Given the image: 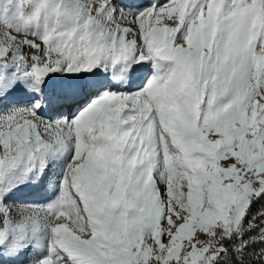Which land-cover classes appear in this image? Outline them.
<instances>
[{"label":"snow or ice","instance_id":"6c2138e0","mask_svg":"<svg viewBox=\"0 0 264 264\" xmlns=\"http://www.w3.org/2000/svg\"><path fill=\"white\" fill-rule=\"evenodd\" d=\"M68 151L54 201L6 202ZM42 239L27 264H264V0H0V256Z\"/></svg>","mask_w":264,"mask_h":264},{"label":"rangeland","instance_id":"374dc122","mask_svg":"<svg viewBox=\"0 0 264 264\" xmlns=\"http://www.w3.org/2000/svg\"><path fill=\"white\" fill-rule=\"evenodd\" d=\"M119 6L121 8H123V6H121L120 4H119ZM94 71H95V73L101 72L99 68L94 69ZM101 73L104 74L105 78H109V74L107 72H101ZM145 75L147 76V73ZM145 75L143 77H146ZM104 77L102 80L106 82L107 79H105ZM143 77H142L141 81L143 80ZM26 99H28L29 102H26V101L22 102L20 99H8L7 98L3 103L5 106H8L11 104H27V103L31 102L30 97L26 98ZM82 106L83 105H81V107ZM67 110L65 109L66 114H64V115H68L70 117V113L67 114ZM61 113L62 112H55V113L49 112L48 115H49V118H54L55 115H61ZM69 154L71 157V151H69ZM70 157L67 156V158H65V160H63V158H59L57 160L49 161L42 171L45 174V178H44L43 182L41 183L42 186L40 188H38L34 191H30V193L26 192L27 194L25 193V195L27 198L23 199V197H21L20 195H16L19 192V190H17L16 188L14 189V187H13L11 189V191L7 193L6 202H14V203H19V204H45V203H48L50 201H53V200H50L48 198L50 196L49 194H51L49 191V187L54 182H56L58 184L60 183V179L62 176V171H63L64 165L67 163V161L70 159ZM33 179H35V178H33ZM29 180L31 182V179H29ZM55 197H56V195H55ZM46 243H47V240L42 239V240L38 241V243L36 244L35 247L30 246L29 248L24 249L22 252H20L19 253V254H21L20 256H19V254H17L15 257L13 256L10 259L2 257L0 259V264H27L28 260L30 258H32L33 256L39 257V256L44 255Z\"/></svg>","mask_w":264,"mask_h":264},{"label":"bare ground","instance_id":"6f19581e","mask_svg":"<svg viewBox=\"0 0 264 264\" xmlns=\"http://www.w3.org/2000/svg\"><path fill=\"white\" fill-rule=\"evenodd\" d=\"M116 3L120 4L121 6H123L124 9H142L144 7H146L149 3H150V0H115ZM147 73V76L145 75ZM146 73L144 74L146 77H143L144 75L141 76L140 79H137L135 81V84L131 86V90H135V87L137 85H139L140 87L143 86V84L141 83V79L143 77V80H145L148 76H150L152 74V66L151 64H148L147 65V68H146ZM97 76L100 78V79H103L104 77V74L101 73V72H97L96 73ZM105 78V77H104ZM107 79L106 83L109 84L111 86L112 89H115V90H120V91H126V90H129V85H128V82H127V78L124 79L123 81V85L121 83L120 80L118 79H111L110 77L109 78H105ZM102 90V89H101ZM26 98H29L28 96H25L23 95L22 93H16V94H13V95H10L8 97V99H20L22 102L26 101V102H29L28 99ZM78 109V110H77ZM67 110V109H66ZM80 110V108L76 107V108H73L71 110H67V114L70 113V117L68 115H65V116H68L69 118H71L72 116H74L78 111ZM62 115L66 114L65 111L61 113ZM67 156L70 157V154H69V151L66 152L63 156H61L60 158H63V160H65V158H67ZM60 161V160H59ZM42 173V172H41ZM40 173V174H41ZM39 182V177L38 178H35V179H31V182L30 180H27L26 182L24 183H20L17 185V187H14V189L16 188L17 190H19V192L16 194V195H20L21 197H23V199L27 198L25 193L26 192H29L32 191V189L38 184ZM16 191V190H15ZM49 191L51 194H49L50 196L48 197L50 200H55L59 194V184L54 182L52 185H50L49 187ZM27 194V193H26ZM56 195V197H55ZM48 199V200H49ZM21 254H19L20 256ZM18 256V257H19ZM15 257V256H14ZM17 257V258H18ZM2 258V256H0V259ZM9 259L12 258V257H8Z\"/></svg>","mask_w":264,"mask_h":264},{"label":"trees","instance_id":"16d2710c","mask_svg":"<svg viewBox=\"0 0 264 264\" xmlns=\"http://www.w3.org/2000/svg\"><path fill=\"white\" fill-rule=\"evenodd\" d=\"M259 202H254V205H253V210L255 209V207L258 205Z\"/></svg>","mask_w":264,"mask_h":264}]
</instances>
